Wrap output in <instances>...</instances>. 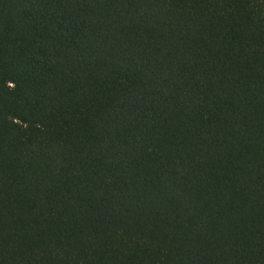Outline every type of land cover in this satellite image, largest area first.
<instances>
[{"label": "trees", "instance_id": "trees-1", "mask_svg": "<svg viewBox=\"0 0 264 264\" xmlns=\"http://www.w3.org/2000/svg\"><path fill=\"white\" fill-rule=\"evenodd\" d=\"M0 264H264V0H0Z\"/></svg>", "mask_w": 264, "mask_h": 264}]
</instances>
